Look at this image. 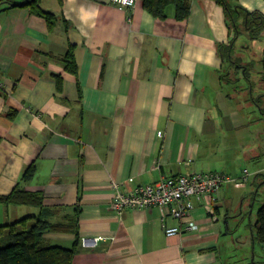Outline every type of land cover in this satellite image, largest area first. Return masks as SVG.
<instances>
[{"label": "crops", "instance_id": "obj_1", "mask_svg": "<svg viewBox=\"0 0 264 264\" xmlns=\"http://www.w3.org/2000/svg\"><path fill=\"white\" fill-rule=\"evenodd\" d=\"M238 1L264 17V0ZM38 2L55 15L53 24L29 7L0 12V195L34 165L19 187L42 193L53 209L49 220L76 216L81 239L100 237L81 244L72 264H241L227 257L225 207L247 183L223 185L212 206L191 197L183 220L159 207L128 208L119 219L111 208V181L129 190L192 172L237 178L246 168L236 160L258 157L239 146L246 120L220 80L217 44L229 40L222 6L188 0V17L177 20L172 6L157 19L141 0L124 10L112 0ZM70 47L76 74L61 60ZM38 212L0 204V225ZM189 221L197 228L165 235L162 223L183 228ZM43 237L69 248L75 235Z\"/></svg>", "mask_w": 264, "mask_h": 264}, {"label": "trees", "instance_id": "obj_2", "mask_svg": "<svg viewBox=\"0 0 264 264\" xmlns=\"http://www.w3.org/2000/svg\"><path fill=\"white\" fill-rule=\"evenodd\" d=\"M215 1L223 8L229 32L228 42L217 44V52L222 60L220 80L228 88L229 85L240 80V73L247 81H251L248 76L250 63L243 62L241 54L236 51V43L241 35H246L248 39L260 37L264 30V17L258 12L247 10L238 0ZM141 2L144 9L157 19L167 18V10L171 6L174 8V17L177 20H183L189 15L188 0H141ZM16 6L29 7L33 13L43 17L49 25L53 24L56 18L53 13L43 10L38 0H23L22 3L0 0V12ZM61 60L64 62L65 70L76 74L77 65L72 47ZM259 64L261 80L264 83V49ZM236 91H240L239 88L231 92L236 93ZM15 113V110H11L7 116L13 117ZM34 174L35 166H28L22 172L17 186L9 194L0 195L2 205L34 206L39 209L37 215L26 216L12 223L0 225V264H72L74 256L81 247V238L77 232V217H70L66 222H51L49 216L53 209L44 205L42 193L25 191L19 187L20 182L30 181ZM257 204L255 220L251 225L252 243L254 247L258 244L264 252V200ZM47 231L74 233L72 246L64 248L47 245L43 237ZM252 261L256 262L255 259ZM255 264H264V255L262 261Z\"/></svg>", "mask_w": 264, "mask_h": 264}, {"label": "rangeland", "instance_id": "obj_3", "mask_svg": "<svg viewBox=\"0 0 264 264\" xmlns=\"http://www.w3.org/2000/svg\"><path fill=\"white\" fill-rule=\"evenodd\" d=\"M263 49L264 36L248 39L246 35H241L238 38L236 51L241 54L243 62L250 63L248 76L251 81H247L240 73V80L226 88V91L231 89L235 91L238 88L240 90L236 91V93H230L232 98L229 100L232 104L238 106L240 115L246 120L245 128L242 129L244 133H240V148H243L247 155L252 150H256L259 153L257 158L244 160L240 158L241 161L238 158L236 160L245 166L250 175L257 168L264 167V83L261 80L259 64ZM262 174L264 173L262 172ZM253 180H256L255 183L252 182ZM248 182L246 189L236 190L242 196L238 197V193L234 194L235 196L226 202L225 207L228 213L229 228L226 248L227 257L234 261L240 260L241 264L261 262L264 255L258 244L254 247L251 235V225L255 220L258 207L257 201L252 203V198L264 200V176H251ZM249 189L253 190V192L244 196V192ZM256 189L259 190L257 195H254ZM242 197L246 199L241 205ZM252 259H255L256 262L252 261Z\"/></svg>", "mask_w": 264, "mask_h": 264}, {"label": "built area", "instance_id": "obj_4", "mask_svg": "<svg viewBox=\"0 0 264 264\" xmlns=\"http://www.w3.org/2000/svg\"><path fill=\"white\" fill-rule=\"evenodd\" d=\"M137 0H112V3L120 10L132 8ZM0 82V88H2ZM160 134V133H159ZM250 173L243 169L239 177L233 178L220 172L179 174L169 177H161L154 183L139 185L133 189H126L124 182L111 181L113 190L111 208L115 215L121 219L126 209H150L159 207L165 210V216L177 220L185 219L193 209L191 197H206L208 205L216 204L221 187L228 183L245 185ZM167 237L175 236L182 230H194L196 225L189 221L183 228L180 226H167L162 223ZM100 237L93 239L82 238L81 244L95 245Z\"/></svg>", "mask_w": 264, "mask_h": 264}]
</instances>
